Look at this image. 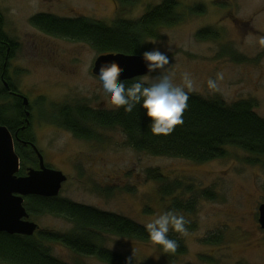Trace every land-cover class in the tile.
I'll return each instance as SVG.
<instances>
[{
	"label": "rangeland",
	"instance_id": "1",
	"mask_svg": "<svg viewBox=\"0 0 264 264\" xmlns=\"http://www.w3.org/2000/svg\"><path fill=\"white\" fill-rule=\"evenodd\" d=\"M163 1L0 0L3 30L18 44L8 76L33 103L36 120L31 133L47 166L68 177L59 198L143 226L168 211L174 198L194 203L191 212L179 211L188 221L187 235L169 233L182 242L183 254H169L152 242L111 234L103 239L106 248L131 258L134 264H264V230L259 224L264 157L234 147L227 149L225 159L203 164L154 157L131 148L120 128L85 123L94 136L86 140L63 128L57 118V109L64 107L117 110L106 106L98 91V78L93 75L98 52L87 43L48 35L31 20L51 14L112 25L120 18L137 21ZM177 1L184 22L160 29L158 38L146 40L147 51L159 47L168 52L172 67L165 74L174 82L181 83L185 72L191 74L195 90L189 94L219 99L229 106L252 101L255 113L264 119V0ZM195 6H202L203 12L191 14ZM207 30L211 37L199 38ZM159 75L143 78L150 82ZM209 79L217 81L218 89L208 87ZM10 104V100L0 101V106ZM153 173L164 176L169 185H178L173 196H162L163 184L151 178ZM30 220L39 226L38 238L39 233L69 234L74 229L70 221L50 214ZM45 244L66 264H103L60 242Z\"/></svg>",
	"mask_w": 264,
	"mask_h": 264
},
{
	"label": "trees",
	"instance_id": "2",
	"mask_svg": "<svg viewBox=\"0 0 264 264\" xmlns=\"http://www.w3.org/2000/svg\"><path fill=\"white\" fill-rule=\"evenodd\" d=\"M179 7L177 0H164L137 21L120 18L112 25L87 18L64 19L51 14L37 15L31 22L48 35L87 43L100 56H141L143 51H147L146 40L158 38L162 28H171L184 22L185 15L178 11ZM203 10L202 6H195L191 9V14H199ZM4 23V16L0 12L2 69L5 65L9 67L8 61L14 58L18 49L17 42L3 30ZM210 32L202 31L198 36L207 39L211 37ZM138 79L126 82L131 84ZM9 85L14 90L15 87ZM189 96V107L183 117L184 124L177 126L167 137H158L151 133L149 122L139 106L132 113H126L123 109L101 113L78 107H64L57 109V118L64 128L86 140L94 138L91 129L85 128L87 122L95 127L120 128L131 148L154 157L179 158L203 164L225 159L230 147L243 150L252 156L264 157V119L255 113V102L240 101L229 106L219 99L207 100L195 94ZM9 99L6 89L1 87L0 101ZM25 115V106L17 99L10 105H1L0 126H5L14 133L22 125ZM30 138L27 134L25 139ZM38 166V163L23 162L19 176H26L29 168L38 169ZM151 178L163 184L160 189L163 197L170 198L176 192L178 185H169L159 173L151 174ZM193 204H184L174 198L168 210L191 212L194 210ZM25 206L30 216L50 214L61 217L73 223L74 229L69 234L39 233V238L0 233L2 264H66L52 255L45 241L60 242L77 254L96 257L103 264H134L131 258L106 248L103 240L105 236L111 234L151 242L146 227L129 218L59 197L30 196L26 198ZM169 236L179 244L177 251L169 254H183L185 248L182 242L173 234Z\"/></svg>",
	"mask_w": 264,
	"mask_h": 264
},
{
	"label": "clouds",
	"instance_id": "3",
	"mask_svg": "<svg viewBox=\"0 0 264 264\" xmlns=\"http://www.w3.org/2000/svg\"><path fill=\"white\" fill-rule=\"evenodd\" d=\"M140 59L149 72L160 71L158 78L150 82L146 78L128 84L123 78L120 64L115 58L99 65L98 91L106 106L114 110L123 109L132 113L137 106L144 111L154 136L167 137L177 126L184 124V113L189 107V92L195 90L190 73L185 72L181 83L174 82L165 74V66L171 63L168 52L159 47L143 51ZM222 79V77H220ZM208 87L218 89L216 80L209 79ZM185 216L177 210H168L148 222L145 227L151 242L162 247L166 253H175L179 247L177 240L171 239L170 232L187 235Z\"/></svg>",
	"mask_w": 264,
	"mask_h": 264
},
{
	"label": "water",
	"instance_id": "4",
	"mask_svg": "<svg viewBox=\"0 0 264 264\" xmlns=\"http://www.w3.org/2000/svg\"><path fill=\"white\" fill-rule=\"evenodd\" d=\"M113 58L120 64L125 81L143 78L147 75L160 73L149 72L142 63L140 56L125 54H109L100 56L94 65L93 74L96 76L99 65ZM172 67V61L165 66V72ZM28 107V99L24 98ZM40 157L39 169L29 168L27 176L19 177L21 162L15 152L14 139L10 130L0 126V233L33 237L39 226L32 222L25 207V199L30 196L57 198L68 177L49 168L44 157ZM259 224L264 230V204L259 208Z\"/></svg>",
	"mask_w": 264,
	"mask_h": 264
},
{
	"label": "flooded vegetation",
	"instance_id": "5",
	"mask_svg": "<svg viewBox=\"0 0 264 264\" xmlns=\"http://www.w3.org/2000/svg\"><path fill=\"white\" fill-rule=\"evenodd\" d=\"M40 31H42V30H40ZM8 63L10 64L9 61H8ZM7 67L8 66L5 65V67L2 69L1 74H0V80H1L2 87L6 89L7 95L10 97L9 100L12 103L14 102L15 99H17L24 105V98H26V97L21 94V91L17 87L13 86V84L11 82V77L8 76L9 69ZM154 74H160V73H154ZM95 77H97V76H95ZM9 84H12V86L15 87L14 90L11 89ZM26 99H28V98H26ZM28 102H29L28 107H26L24 105L26 115L24 117V121L22 122V125L17 129L16 132H14V133L11 132V133H12V136L14 139L15 152L18 155L20 162L21 163H23V162H26V163L34 162V163H38V165H39L40 164V157L38 155V152H40V154L44 157V160H46V159H45V154L42 153V150L39 148L38 143L35 142L33 133H31V132H33L32 129H34V125H35L34 121L36 120L35 119L36 115L34 114V111H33V106H32L33 103L30 102L29 99H28ZM86 110H88V111L90 110L91 112L95 111V112H101V113L107 112V111H103V110H95V109H89V108H86ZM87 123H89V122H87ZM86 127H87V125H86ZM70 132H72V131H70ZM27 134H29L31 136V138L29 140L25 139ZM38 169H39V166H38ZM38 169H36V170H38Z\"/></svg>",
	"mask_w": 264,
	"mask_h": 264
}]
</instances>
